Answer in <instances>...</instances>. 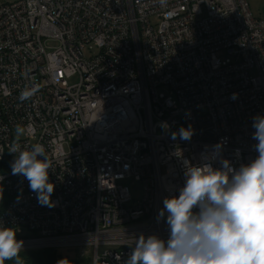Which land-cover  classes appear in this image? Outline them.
I'll return each instance as SVG.
<instances>
[{"label":"built area","instance_id":"obj_1","mask_svg":"<svg viewBox=\"0 0 264 264\" xmlns=\"http://www.w3.org/2000/svg\"><path fill=\"white\" fill-rule=\"evenodd\" d=\"M33 83L40 90L21 101ZM257 114L264 20L248 0L0 4V188L8 198L0 224L15 228L22 252L87 248L89 264H118L116 255L123 264L133 236L166 240L156 216L184 183L176 153L197 163L223 142L224 158L247 163L257 155ZM188 125L190 141L171 139ZM17 140L44 146L54 207L41 206L28 181L12 174L8 151ZM130 178L144 186L135 205L122 184Z\"/></svg>","mask_w":264,"mask_h":264},{"label":"clouds","instance_id":"obj_2","mask_svg":"<svg viewBox=\"0 0 264 264\" xmlns=\"http://www.w3.org/2000/svg\"><path fill=\"white\" fill-rule=\"evenodd\" d=\"M167 2L159 0L161 6ZM39 90L35 83L25 86L19 99L29 100ZM161 127L167 130L169 125L161 122ZM252 128V149L257 155L238 166L222 156L223 142L202 153L197 163L176 153L184 183L176 189L178 195L163 198L156 216L158 223L166 225L168 237L165 240L156 233L143 232L133 236L128 245L131 252L123 264H264V115L252 118ZM194 131L191 125L181 126L171 132V139L190 141ZM23 133L17 126V137ZM8 152L16 156L12 174L28 181L41 206L54 207L55 185L49 181L51 161L44 146L37 143L22 148L17 140ZM23 250L24 241L17 239L15 228L0 224V264L10 260L24 264ZM115 260L119 264L121 256L116 255ZM57 264L71 262L65 257Z\"/></svg>","mask_w":264,"mask_h":264},{"label":"rangeland","instance_id":"obj_3","mask_svg":"<svg viewBox=\"0 0 264 264\" xmlns=\"http://www.w3.org/2000/svg\"><path fill=\"white\" fill-rule=\"evenodd\" d=\"M15 0H0V4L11 3ZM248 4L251 12L253 13L256 19L264 20V0H248ZM155 23V21H153ZM54 43H49L48 46H52ZM78 82V77H74L69 81L70 85L76 84ZM123 185L127 186L130 190L132 197V205L137 204L143 198L144 186L141 181L136 180L135 178L126 179L122 182ZM73 251V253H72ZM61 252H65L69 257L75 256L79 260H89L90 261V250L87 248H69L64 249ZM103 252V249L100 250Z\"/></svg>","mask_w":264,"mask_h":264},{"label":"trees","instance_id":"obj_4","mask_svg":"<svg viewBox=\"0 0 264 264\" xmlns=\"http://www.w3.org/2000/svg\"><path fill=\"white\" fill-rule=\"evenodd\" d=\"M8 198L3 188H0V213L4 209ZM64 249H42L30 252H21L20 255L24 260V264H57L58 260L68 258L71 264H89V260H79L75 256L69 257ZM73 253V251H72ZM5 264H15L14 260L5 261Z\"/></svg>","mask_w":264,"mask_h":264}]
</instances>
